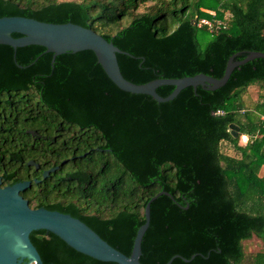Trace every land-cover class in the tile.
<instances>
[{
    "label": "trees",
    "instance_id": "16d2710c",
    "mask_svg": "<svg viewBox=\"0 0 264 264\" xmlns=\"http://www.w3.org/2000/svg\"><path fill=\"white\" fill-rule=\"evenodd\" d=\"M11 15L91 28L128 53L116 58L134 83L219 78L230 55L264 52V0H0V17ZM200 17L226 27H198ZM199 31L210 36L204 47ZM51 56L0 44L2 185L28 180L30 207L76 217L126 255L146 203L163 192L150 202L141 264L175 254L188 261L170 264H264V252L242 244L264 238V58L236 66L215 90L188 86L157 102L116 87L90 50ZM29 239L44 264H117L44 229Z\"/></svg>",
    "mask_w": 264,
    "mask_h": 264
},
{
    "label": "water",
    "instance_id": "95a60500",
    "mask_svg": "<svg viewBox=\"0 0 264 264\" xmlns=\"http://www.w3.org/2000/svg\"><path fill=\"white\" fill-rule=\"evenodd\" d=\"M13 33L18 36H13ZM0 44L10 45L14 49L26 45H40L45 48V52L52 54L51 63L57 55L65 52L90 50L116 87L125 92L149 95L157 102L173 99L181 89L188 86L195 89L197 85H201L208 90H215L226 83L236 66L253 58H264V52L260 51H249L240 60H234L236 53L232 54L219 78L197 73L192 76L157 78L144 83H134L123 77L116 58L117 53H128L89 27L71 22H44L18 15L1 16ZM160 85H172L174 88L170 94L163 97L156 92ZM230 127L231 133L236 136L238 127ZM28 185V180L2 185L0 179V264H44L29 239V233L39 229L53 233L74 250L96 260L117 264H141V240L149 225L150 202L163 192L157 193L146 203L144 222L136 231L130 254L126 255L109 245L80 219L44 207H30L27 199L21 195V191ZM176 257L188 261L175 254L165 264H170Z\"/></svg>",
    "mask_w": 264,
    "mask_h": 264
},
{
    "label": "rangeland",
    "instance_id": "374dc122",
    "mask_svg": "<svg viewBox=\"0 0 264 264\" xmlns=\"http://www.w3.org/2000/svg\"><path fill=\"white\" fill-rule=\"evenodd\" d=\"M144 8H140L142 11ZM198 39L200 41L201 47H204L205 44L208 42L210 39V36L207 32L205 31H199L198 32ZM251 91H255V88H253ZM246 137H241L239 143L245 142ZM263 173V170H260V174ZM244 250L248 254H254L256 252H264V238L258 237L253 235L251 238L244 240L242 242Z\"/></svg>",
    "mask_w": 264,
    "mask_h": 264
},
{
    "label": "built area",
    "instance_id": "2783aa9c",
    "mask_svg": "<svg viewBox=\"0 0 264 264\" xmlns=\"http://www.w3.org/2000/svg\"><path fill=\"white\" fill-rule=\"evenodd\" d=\"M194 23L198 27L205 26L210 31H216L226 27L225 22L221 19H217L216 17H211V18L200 17L199 19L194 20ZM217 113H221V112L218 111ZM261 118L264 119V116H261Z\"/></svg>",
    "mask_w": 264,
    "mask_h": 264
},
{
    "label": "crops",
    "instance_id": "0c3cea01",
    "mask_svg": "<svg viewBox=\"0 0 264 264\" xmlns=\"http://www.w3.org/2000/svg\"><path fill=\"white\" fill-rule=\"evenodd\" d=\"M261 170H263V173L262 174H264V166L261 168Z\"/></svg>",
    "mask_w": 264,
    "mask_h": 264
}]
</instances>
